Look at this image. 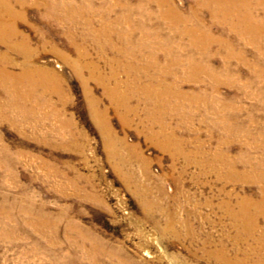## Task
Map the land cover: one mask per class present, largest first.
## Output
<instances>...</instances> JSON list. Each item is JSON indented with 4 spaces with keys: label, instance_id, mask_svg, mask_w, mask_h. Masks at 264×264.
<instances>
[{
    "label": "rangeland",
    "instance_id": "1",
    "mask_svg": "<svg viewBox=\"0 0 264 264\" xmlns=\"http://www.w3.org/2000/svg\"><path fill=\"white\" fill-rule=\"evenodd\" d=\"M4 1L7 32L19 38L0 41L3 63L17 74L40 68L41 78L21 81L16 101L0 89V264H264V209L251 208L250 228L233 215L264 196V56L248 46L247 65L231 61L234 83L213 90L203 74L197 85L181 70L150 67V51L165 62L157 43L136 58L120 53L142 41L141 18L166 35L155 5L145 8L151 18L131 10L133 25L114 24L115 49L101 53L91 31L122 17L120 3L142 1ZM192 1L174 0L183 9ZM106 4L116 8L106 14ZM21 36L30 58L19 53ZM180 47L178 56L199 58L186 38ZM217 48L216 69L226 60ZM87 62L105 78L116 71L107 83H118L123 104ZM163 127L176 149L160 145Z\"/></svg>",
    "mask_w": 264,
    "mask_h": 264
},
{
    "label": "bare ground",
    "instance_id": "2",
    "mask_svg": "<svg viewBox=\"0 0 264 264\" xmlns=\"http://www.w3.org/2000/svg\"><path fill=\"white\" fill-rule=\"evenodd\" d=\"M140 1L139 4L133 6L130 2L120 3V7L126 6V9L121 12L122 17L118 16L110 23L104 21V26L100 32L91 31L90 36L93 41L99 45V52L101 51V53H104L108 49H115L114 44L109 37L111 30L115 29L113 26L114 24L125 23L133 25L130 17L131 10H138L142 16L145 17V15H147V17L151 18L154 15L147 13L148 11H145V8L147 5H155L158 9L155 14L157 18L168 24V32L166 35L162 37L160 36L161 32H149L146 28L144 20L141 18L137 24L138 27H140L143 39L136 45L138 46L137 49L128 50L126 48H122L119 49V51L124 56L128 55L131 58H136L142 54L143 50H146L145 42L149 40L150 42L157 43L156 47H160L165 50L166 57L164 64L158 66L155 61V52L150 51L148 56L150 57L149 66L152 68L158 67L157 69L159 73L165 75L173 72L174 70H181L183 73L185 72L188 80V77H190V81L196 83L197 85L201 83L200 75L203 74V76L205 75L212 81L211 89L218 90L220 83L222 82L227 81L228 84L234 83L231 76L232 70L234 69L231 65V61L233 59L239 60L241 63L246 65L248 64V46L253 48V51L250 52L256 60L260 56H264V0H193L191 4L188 5L187 9H183L178 6L174 0ZM47 3L49 5L51 3L55 4V0H47ZM115 6V4H106L104 13L106 12L107 14L108 11L115 9ZM9 8V1L0 0V11H3L0 12V41H4L5 39L6 42H13V35H17L19 38V33L14 30L10 31V33L7 32V28L10 25L5 21V15L11 11ZM14 24L15 22L11 20V26ZM88 24L90 23L88 22ZM115 33L117 34V37L124 42L129 39V31L125 32L123 30L116 29ZM158 37L161 39H158ZM21 38V47L19 45L17 46L20 49V52H18L23 55H27L30 58L26 37L21 36ZM185 38L189 44V49L187 51H192L193 53L196 52L199 55V58H194L191 55L186 56V58L178 56V52L181 50L180 41ZM215 46L218 47L215 52L222 53L226 59L225 62L218 67V69L214 68L211 61V56L214 52L213 47ZM86 56V53L79 54L80 58ZM4 61H8L7 57L0 56V89L3 90V92L13 101H16L18 96L17 89L20 82L22 81L24 85L33 87V85L28 82L35 77L41 78V69L35 68L34 70H31L24 67L20 74H17L10 71L4 64ZM86 66L90 68L91 74H93L100 83H103L106 88V92L111 95L114 102L123 104L126 98L125 96L124 98H120L118 96V83L116 82L115 88H110L107 83L109 79L116 77V71L112 69L110 75L105 78L101 75H96L95 64L87 62ZM75 67L76 70H79L77 65ZM129 67L130 66L126 64L122 67V69H129ZM139 68V71L142 70L144 73L147 72V67H144L143 69H141V67ZM152 77L154 79V76ZM41 80H43V78ZM155 81L156 79L151 83ZM158 82L162 85L160 80H158ZM165 86L170 87L167 84ZM15 91H17V93L13 95L12 93ZM154 100H157V98ZM124 111L128 112L130 109L126 108ZM93 115L98 121H107L104 115H101L95 110ZM149 115L153 118V114ZM223 119L225 120V118ZM226 129L229 128L226 127ZM163 131L164 127L159 132L160 136L164 135L163 139H161L160 145L163 148L171 149L173 147L176 149L177 147L173 145L175 139L173 138L172 140L174 135L172 134L167 136L163 133ZM156 136L158 137V135ZM227 166L229 167V172H231L233 166L230 164H227ZM254 168H256V165ZM260 201L262 202L256 203L247 199L244 203L242 202L240 211L233 213V215L240 220H244V223L248 224L249 228L255 226V216L250 215V210L253 206H255L259 208V211H263V195ZM246 211L249 213L248 219L246 218ZM258 241L260 243V247L263 248L264 237L259 236Z\"/></svg>",
    "mask_w": 264,
    "mask_h": 264
}]
</instances>
